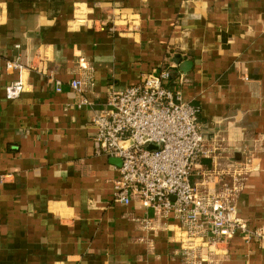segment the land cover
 I'll return each mask as SVG.
<instances>
[{
  "label": "crops",
  "instance_id": "0c3cea01",
  "mask_svg": "<svg viewBox=\"0 0 264 264\" xmlns=\"http://www.w3.org/2000/svg\"><path fill=\"white\" fill-rule=\"evenodd\" d=\"M129 11L138 14L135 35L86 24ZM176 53L191 62L186 73ZM16 56L54 79L28 67L26 90L8 99L22 77L6 68ZM80 58L93 77L85 93L69 85ZM162 66L172 72L167 84L199 106L206 137L222 139L192 181L254 156L237 206L264 225V0H0V264H184L179 224L138 199L115 201L119 166L93 141L91 119L110 90ZM215 254V264H264V246L240 235Z\"/></svg>",
  "mask_w": 264,
  "mask_h": 264
},
{
  "label": "built area",
  "instance_id": "2783aa9c",
  "mask_svg": "<svg viewBox=\"0 0 264 264\" xmlns=\"http://www.w3.org/2000/svg\"><path fill=\"white\" fill-rule=\"evenodd\" d=\"M106 14L84 20L93 29L121 36L139 32L137 13ZM74 20L82 21L79 17ZM34 57L44 62L46 55L38 50ZM32 60L25 64L16 56L6 61V68L22 71L29 67L54 79L53 70L48 71L43 63L35 65ZM88 70L85 59L80 58L79 73L69 81L78 93H85L93 85ZM171 78L170 68L162 66L144 73L136 84L112 88L106 102L92 116L96 152L121 159L113 179L114 200L129 204L138 199L165 219L172 217L179 224L184 264H215L220 260L215 256L220 246L237 235L246 243L257 241L264 246V225L252 226L239 215L237 206L246 176L257 168L253 163L256 158L248 156L233 166L215 165L199 172V178L192 181L202 160L216 157L222 139L206 137L198 120L199 106L184 100L180 89L171 88L167 84ZM55 80L56 91L61 92V82ZM22 91L20 80L12 82L6 88V97L16 98ZM87 102L84 99L82 104ZM148 143L156 147L148 148ZM217 182L221 184L218 189ZM142 221L144 227L151 228L150 219Z\"/></svg>",
  "mask_w": 264,
  "mask_h": 264
},
{
  "label": "water",
  "instance_id": "95a60500",
  "mask_svg": "<svg viewBox=\"0 0 264 264\" xmlns=\"http://www.w3.org/2000/svg\"><path fill=\"white\" fill-rule=\"evenodd\" d=\"M174 62L177 64V65H180V68L183 70L184 73L187 72V70H189L191 68V62H187V61H184L183 60V57L181 54L179 53H176L174 55V58H173ZM19 72V71H18ZM32 73V72H31ZM20 74H21V78H20V81H21V84L23 86V91L26 90L25 89V86H26V75H27V72L26 71H20ZM147 147L148 148H155L156 146L154 144H150L148 143L147 144ZM110 159V162L114 163V164H117L118 166L121 165V159L120 158H116V157H109Z\"/></svg>",
  "mask_w": 264,
  "mask_h": 264
}]
</instances>
